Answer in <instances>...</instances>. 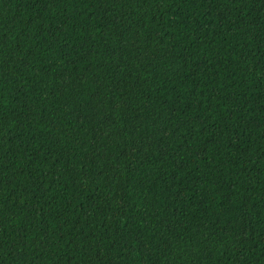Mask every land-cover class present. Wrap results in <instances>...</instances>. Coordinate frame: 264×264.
<instances>
[{"label": "trees", "instance_id": "obj_1", "mask_svg": "<svg viewBox=\"0 0 264 264\" xmlns=\"http://www.w3.org/2000/svg\"><path fill=\"white\" fill-rule=\"evenodd\" d=\"M0 264H264V0H0Z\"/></svg>", "mask_w": 264, "mask_h": 264}]
</instances>
